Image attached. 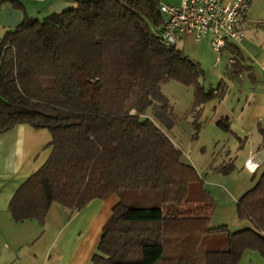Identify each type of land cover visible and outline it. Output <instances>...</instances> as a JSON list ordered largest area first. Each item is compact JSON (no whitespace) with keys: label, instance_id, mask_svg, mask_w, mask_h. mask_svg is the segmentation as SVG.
<instances>
[{"label":"trees","instance_id":"trees-1","mask_svg":"<svg viewBox=\"0 0 264 264\" xmlns=\"http://www.w3.org/2000/svg\"><path fill=\"white\" fill-rule=\"evenodd\" d=\"M73 1L42 19L24 15L0 38V135L27 124L51 136L49 157L10 200L11 219L43 224L51 204L72 214L116 194L92 264H238L247 250L264 259V173L236 201L250 226L210 227L211 194L168 135L176 116L162 84L193 88L196 138L225 82L207 89L200 64L161 39L158 0ZM227 51L239 75L242 52ZM217 123L230 131L228 117ZM209 167L227 175L234 161Z\"/></svg>","mask_w":264,"mask_h":264},{"label":"crops","instance_id":"crops-1","mask_svg":"<svg viewBox=\"0 0 264 264\" xmlns=\"http://www.w3.org/2000/svg\"><path fill=\"white\" fill-rule=\"evenodd\" d=\"M25 1L33 5L23 3ZM221 1L230 3L234 0ZM23 2L7 0L0 4V38L6 31L18 26L24 15L35 17L34 11H37L47 16L76 6L73 0ZM244 33L245 37L239 45L243 55L238 64L240 74H233L227 69L225 78H228L227 81L238 80L243 86L247 84L245 102L235 114L226 102L228 82L220 79L226 84L225 94L220 99L206 102L199 119L202 125H205V121L209 125L223 113H230L234 120L237 118V127L233 128L231 136L237 139L238 148L243 152L234 155V169L227 175L210 173L204 179L211 189L225 188L233 197V200L215 202L210 219V223H228L233 231L250 226L247 220L238 219L236 201L264 173V164L253 173L244 167V160L250 151L264 148L260 132L264 130V0H253L249 5ZM209 38L207 36L204 39L209 42ZM202 42L203 39L196 43L200 46ZM223 55L227 57L230 54L227 51ZM197 56L202 63L203 59ZM50 141L51 136L46 129H34L27 124H20L0 135V264H92L91 257L101 237L102 228L111 216L112 207L119 201L116 194L104 199H92L72 214L58 204H51L43 224L33 219L13 221L9 213L10 200L25 180L47 160L51 153ZM227 156L232 158L230 154ZM187 162L196 170L208 168L198 166L197 162ZM225 189L223 191L227 194Z\"/></svg>","mask_w":264,"mask_h":264},{"label":"rangeland","instance_id":"rangeland-1","mask_svg":"<svg viewBox=\"0 0 264 264\" xmlns=\"http://www.w3.org/2000/svg\"><path fill=\"white\" fill-rule=\"evenodd\" d=\"M20 1L23 2V0ZM158 1L163 4H177L179 2V0ZM23 3H27L30 6L33 5L27 1ZM34 12L39 19L45 17V13H38L37 11ZM176 46L182 49L183 53L190 60L200 64V67L204 72L203 83L207 89L211 86L216 87L220 79L227 81L226 79L228 78H225V72L227 71V68L225 67L227 57L222 55L220 63L216 64L218 54L212 50L207 39H203L202 45L198 46L193 38L184 37L178 40ZM197 55L203 59L202 63L198 60ZM227 82L229 85L228 94L226 95L228 99L226 101L228 103L227 106H229L232 111L234 110L236 114L240 111L239 107L245 102V94L248 90V86L247 84L243 86V84H239L238 80L234 79ZM161 91L169 100L176 116V123L169 131L168 135L180 148L184 159L187 161L197 162L198 166H203V168L208 167L206 170H201L199 168L197 170L203 180L208 174L212 173L210 172L209 166L225 164L229 160L235 161L236 159L234 155L236 154L237 156V152H239V154L243 152L242 149L238 148L239 142L237 139L231 136V133L234 130L233 128L236 129L237 127V118L234 120L233 115H230V113L221 114L218 110L219 115H221L216 117L215 121H212L209 125L206 123L207 121H205L206 126L202 125L200 122L198 136L194 138V128L192 126L193 116L191 113L194 102L193 88L190 86H184L178 81L171 80L162 84ZM143 117L152 118V111L150 108L145 112ZM226 117L229 118L230 131L221 129L217 123L218 120ZM242 140H244L243 136ZM229 154L232 157L231 159L227 156ZM205 184L207 185H205V188L211 194L214 207L216 205L215 202L233 200V197L227 189L223 188V190H226L227 194H225V191L218 188L211 189L207 183ZM220 225H227L230 230L232 229L228 223L220 221L219 223H210V227H218ZM251 254L252 256H250ZM238 264H264V259H262L256 251L247 250L243 253Z\"/></svg>","mask_w":264,"mask_h":264},{"label":"built area","instance_id":"built-area-1","mask_svg":"<svg viewBox=\"0 0 264 264\" xmlns=\"http://www.w3.org/2000/svg\"><path fill=\"white\" fill-rule=\"evenodd\" d=\"M253 0H234L223 3L221 0H180L177 4H159L164 21L161 39L168 44H176L181 37L192 36L199 43L209 36V43L218 54L216 64L227 52L228 43L240 45L245 37L246 13ZM235 62L227 56L225 67ZM264 164V148L250 151L244 167L253 173Z\"/></svg>","mask_w":264,"mask_h":264}]
</instances>
